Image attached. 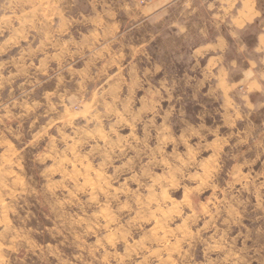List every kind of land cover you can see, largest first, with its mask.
Wrapping results in <instances>:
<instances>
[{
    "label": "rangeland",
    "instance_id": "374dc122",
    "mask_svg": "<svg viewBox=\"0 0 264 264\" xmlns=\"http://www.w3.org/2000/svg\"><path fill=\"white\" fill-rule=\"evenodd\" d=\"M63 4L0 0V264H264L254 138L175 11L111 39Z\"/></svg>",
    "mask_w": 264,
    "mask_h": 264
},
{
    "label": "crops",
    "instance_id": "0c3cea01",
    "mask_svg": "<svg viewBox=\"0 0 264 264\" xmlns=\"http://www.w3.org/2000/svg\"><path fill=\"white\" fill-rule=\"evenodd\" d=\"M188 1L157 0L155 5L140 6L138 0H45V5L71 4L77 9L72 22L92 24L100 35L96 36L107 34L111 39L137 27L141 30L170 8L175 11L172 22L179 26L172 36L183 48L180 54L188 49L191 70L201 73L206 93L218 91L227 103L242 108L228 116L246 121L247 126L237 130L254 138L253 180L264 183V0H206L203 9L200 2ZM142 38L141 33V54L148 44ZM163 42L160 39L162 48Z\"/></svg>",
    "mask_w": 264,
    "mask_h": 264
},
{
    "label": "bare ground",
    "instance_id": "6f19581e",
    "mask_svg": "<svg viewBox=\"0 0 264 264\" xmlns=\"http://www.w3.org/2000/svg\"><path fill=\"white\" fill-rule=\"evenodd\" d=\"M191 209V211H194V208L192 207V208H190ZM195 213V212H194Z\"/></svg>",
    "mask_w": 264,
    "mask_h": 264
}]
</instances>
